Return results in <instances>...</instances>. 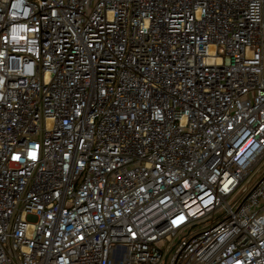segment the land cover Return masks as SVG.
I'll list each match as a JSON object with an SVG mask.
<instances>
[{
	"label": "built area",
	"instance_id": "2783aa9c",
	"mask_svg": "<svg viewBox=\"0 0 264 264\" xmlns=\"http://www.w3.org/2000/svg\"><path fill=\"white\" fill-rule=\"evenodd\" d=\"M0 264H264V0H0Z\"/></svg>",
	"mask_w": 264,
	"mask_h": 264
},
{
	"label": "rangeland",
	"instance_id": "374dc122",
	"mask_svg": "<svg viewBox=\"0 0 264 264\" xmlns=\"http://www.w3.org/2000/svg\"><path fill=\"white\" fill-rule=\"evenodd\" d=\"M187 234V232H185V234L181 235V236H178L174 242V244H176L180 238H182L183 236H185Z\"/></svg>",
	"mask_w": 264,
	"mask_h": 264
}]
</instances>
